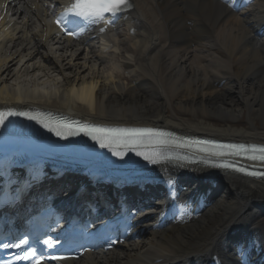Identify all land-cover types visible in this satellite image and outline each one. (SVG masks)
<instances>
[{"label": "bare ground", "instance_id": "6f19581e", "mask_svg": "<svg viewBox=\"0 0 264 264\" xmlns=\"http://www.w3.org/2000/svg\"><path fill=\"white\" fill-rule=\"evenodd\" d=\"M6 1L1 7L7 13L0 14V111H42L264 146V0H250L241 11L228 0H131L134 9L120 23L126 34L118 45L109 35L99 38L97 51L84 40L57 37L45 8L64 0ZM84 49L90 58L78 54ZM107 61L114 73H96ZM109 164L108 173L134 167L135 176L151 163ZM190 169L192 176L219 180L225 192L213 191L208 207L184 212L167 228L153 230L151 222L140 240L74 264H198L215 255L236 264L237 229L251 234L239 244L255 256L252 244L264 243V181L229 171L218 177L197 166L183 173Z\"/></svg>", "mask_w": 264, "mask_h": 264}, {"label": "snow or ice", "instance_id": "6c2138e0", "mask_svg": "<svg viewBox=\"0 0 264 264\" xmlns=\"http://www.w3.org/2000/svg\"><path fill=\"white\" fill-rule=\"evenodd\" d=\"M132 7L130 0H74L71 8L68 9L65 15H72L81 18L84 21H88L92 24L103 23V24H115L120 18V14L129 10ZM111 17V20H109ZM62 21H58L61 23ZM104 31V28L100 29ZM71 34V33H70ZM9 116H26L29 120H36L49 132L55 133L58 137L66 139L68 136L79 135L83 132L84 135L90 136L92 140L99 143L101 148H108L113 152L114 155H120L124 151H135L137 155L143 156V158L152 164H157L163 159H171V157H165L164 154L158 151H148L149 148H156L161 145H175L176 147H187V142H175L171 137L163 132H155L151 129H106L97 128L89 125L76 126L73 127L71 124L61 123V122H51L45 120L39 116H32L24 112H0V125H3L7 117ZM230 151L224 152H213L210 153L212 156H224V155H243L245 153H251L247 155L246 158L253 161L264 162V147H252L246 149L244 147H239L235 145H227ZM200 151H205L201 148ZM234 150V151H231ZM122 158V157H121ZM178 159H185L179 157ZM187 163H197V161L188 159ZM203 163L211 164L210 161H203ZM212 167H219L225 169H232L237 172H242L245 175L259 177L264 179V172L259 171H249L243 167H237L231 163H216L211 164ZM175 177L168 180L171 185L172 180ZM48 247H52L49 241H44ZM27 240H21L19 243L12 245L5 244L4 247H15L23 248L27 245ZM54 260H61L64 257L53 256ZM18 259L24 261H31V264H37L36 252L34 250L25 249L23 255L18 257Z\"/></svg>", "mask_w": 264, "mask_h": 264}, {"label": "rangeland", "instance_id": "374dc122", "mask_svg": "<svg viewBox=\"0 0 264 264\" xmlns=\"http://www.w3.org/2000/svg\"><path fill=\"white\" fill-rule=\"evenodd\" d=\"M122 35H124V32H122ZM116 42H117V41H116ZM95 51H96V49H95ZM91 53L94 54V51H91ZM78 54H82L81 57H84V54H85V55L88 54V55H89V58L92 56V54H89V51H87V50H85L84 52H80V53H78ZM115 55H116V54H115ZM115 55H114V56H115ZM116 56H117V55H116ZM81 64L83 65V62H81ZM99 64H100V65H98V67L96 68V70H97L96 73H99V72L101 73V72H103V71H105V72H106V71H107V72H108V71H111L112 73H114V66H113L111 63H109L108 61H107V62H102V63L100 62ZM107 72L105 73L106 75H107ZM85 73H86V72H85ZM124 74H125V75H124L125 77L128 76V75H127V72L124 73ZM42 82H44V79H42ZM42 82H41V83H42ZM244 124H245V123H244Z\"/></svg>", "mask_w": 264, "mask_h": 264}]
</instances>
